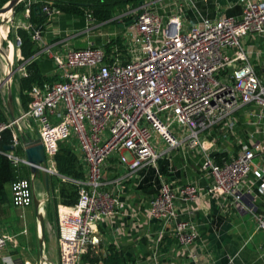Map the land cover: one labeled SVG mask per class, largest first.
Returning a JSON list of instances; mask_svg holds the SVG:
<instances>
[{
    "label": "built area",
    "instance_id": "built-area-1",
    "mask_svg": "<svg viewBox=\"0 0 264 264\" xmlns=\"http://www.w3.org/2000/svg\"><path fill=\"white\" fill-rule=\"evenodd\" d=\"M236 3L237 15H226L215 1V14L193 23L186 21L185 10L195 8L194 0H143L104 23L85 12L83 26L68 33L86 35L83 46L59 39L60 30L50 24L61 13L48 1L42 4L48 23L33 27L31 39L37 47L34 57L49 60L46 76L53 80L32 85L27 107L0 123V132L8 128L11 136L9 149L0 148V154L13 167L28 170L24 153L15 152L18 146L24 151L27 140L18 136V124L20 132L28 128L20 125L23 118L35 126L48 175L64 180L53 161L59 142L69 141L76 153L83 177L72 180L75 202L56 209L57 264H79L86 247L98 246L101 226L110 233L108 245L117 246L115 219L126 217L134 228L130 212L139 206L144 225H158L152 234L145 232L148 264H168L159 252L165 236L173 239L179 264H209L200 262L196 244L192 217L201 192L194 180L174 184L157 173V188L145 204L128 209L120 198L124 183L141 167H154L168 150L198 153V171L206 180L203 193L222 208L250 210L245 200L251 187L264 192V61L255 46L264 40V0ZM110 22L121 31L110 37L114 42L94 44L92 31ZM252 39L254 45H247ZM5 73H11L7 65ZM217 152L225 155L218 161ZM34 178L28 171L9 184L15 208L33 203ZM252 215L255 229L264 231V212ZM10 243L11 236L1 233V262L11 263L3 254Z\"/></svg>",
    "mask_w": 264,
    "mask_h": 264
},
{
    "label": "crops",
    "instance_id": "crops-1",
    "mask_svg": "<svg viewBox=\"0 0 264 264\" xmlns=\"http://www.w3.org/2000/svg\"><path fill=\"white\" fill-rule=\"evenodd\" d=\"M215 1L220 5V8H223L225 14L231 10H237L234 15L239 13L236 0H213V2L194 0L195 8L185 10L186 21L193 23L199 16L212 17L215 14ZM210 3L212 4L211 9L209 8ZM50 25H55L60 30L58 34L60 40H67L72 46L85 44L86 35L70 36L68 34L83 26L81 18L60 14ZM50 25L44 29L46 41L51 39L52 26ZM90 37L91 35L89 39ZM246 43L254 45L255 41L252 39ZM255 46L264 61V40L259 41ZM34 59L41 61L47 58L35 56ZM50 69L44 74H48ZM256 69L259 71L260 67L257 66ZM28 137L33 136L30 134ZM159 148L165 149L161 144ZM199 163L200 157L197 152L188 151L182 147L160 154L154 167L150 165L141 167L132 179L124 183L120 193V198L126 202L124 206L130 209L136 203L143 202L145 204V201L157 188V173L174 184L194 180L201 192V196L196 202L197 210L192 217L197 231L196 244H198V251L202 255L200 262L204 263L207 260L209 264H264V231L255 229L252 215L264 212V192L257 190L255 185L251 187L245 200L246 204L250 206V210L236 211L232 207L222 208L214 199L206 198L204 195L206 180L204 177H200ZM4 189L7 200L0 203V234L8 233L12 238V243L8 244L3 252L9 256L11 263H4L0 260V264H42L39 241L42 242V254L43 256L46 254L49 261L46 264H54L53 262H56L57 259L54 256V251H57L56 223H54L55 230H53L52 224L48 223L49 227L47 228L43 221L41 235L33 205L21 209L15 208L10 202L9 184H5ZM130 213L132 221L135 220V227L131 228L128 225L126 217L116 218L114 227L118 236L117 246L111 245L123 252L125 262L121 264H148L143 258L149 248L145 232L148 231L152 234L157 230L158 225L154 222L144 225L143 206H139L136 211L131 210ZM100 228L102 229L100 242L95 248L104 249L109 244L110 233L107 228L102 226ZM45 233L48 234V247L45 245ZM167 239L171 238L165 236L159 247L161 259L168 264H179L178 256L175 255L174 243H166Z\"/></svg>",
    "mask_w": 264,
    "mask_h": 264
},
{
    "label": "trees",
    "instance_id": "trees-1",
    "mask_svg": "<svg viewBox=\"0 0 264 264\" xmlns=\"http://www.w3.org/2000/svg\"><path fill=\"white\" fill-rule=\"evenodd\" d=\"M4 1L6 0H1V2ZM141 1L143 0H53L50 4L56 7L61 14L66 16H78L82 19L84 13L88 12L97 23H104L115 13H121L128 7H135ZM43 3L44 2L30 4L28 6V27H18L15 29V34L20 41L18 47L19 54L21 59L26 61L24 66L25 73L18 80L22 109L27 107L30 100L28 91L32 85H41L43 82H51L53 80V77L46 76V74L42 73L38 68L36 60L34 59V53L37 47L35 42L31 39L33 27L40 25L41 29H43V26L48 23V18L40 9ZM83 3L85 4L83 5ZM126 20L128 21V18ZM110 24L113 23L110 22ZM115 25L117 24L115 23ZM113 42V39L110 38V40L105 43L106 47H109ZM115 42L119 45V38L115 37ZM1 122H4V117L0 112V123ZM10 138V130L8 128L2 130L0 132V148L6 146ZM21 140H23V138ZM15 152L20 156L23 155V151L19 146L16 148ZM224 156L222 152L214 154V158L217 161ZM53 161L56 172L64 177V180L61 179L58 181L59 187L57 188L56 196H58L59 202L62 204H73L77 196V185L72 183V180L82 179L83 177L82 166L77 155L72 147L63 142H59L53 156ZM26 170L27 167L24 165L13 167L9 161L0 154V203L7 200L4 185L10 184L17 177H27L26 175L23 176ZM56 178L60 179L59 177ZM170 242H173V239H167L166 243ZM98 261L103 264H121L125 262V259L123 252L115 249L112 245H108L104 249L86 247L80 256L79 264H94Z\"/></svg>",
    "mask_w": 264,
    "mask_h": 264
},
{
    "label": "rangeland",
    "instance_id": "rangeland-1",
    "mask_svg": "<svg viewBox=\"0 0 264 264\" xmlns=\"http://www.w3.org/2000/svg\"><path fill=\"white\" fill-rule=\"evenodd\" d=\"M7 1L8 0L1 2L0 0V7H4ZM45 1L51 2L53 0H19L18 3L14 5L9 11L8 17L5 16L2 18L0 15V34H1L0 36V112L4 117V122H7L10 119V115L8 112L9 107L11 108V112L14 116L18 115L22 110H24L22 109V106L20 103L18 80L21 76L24 75V72H25L24 62L25 61L21 59V56L19 54V49H18L19 44L17 42V36L15 34V29L18 27H22V28L28 27L29 25L28 6L30 4L45 2ZM210 2H213V0H210ZM211 5L212 4L210 3L209 4L210 9H211ZM236 12L237 10H231V11H228L226 15H234ZM92 32L93 33L90 39L93 41V43L94 44H101V43L104 44L112 35H116V34L118 35L121 31L117 29L115 24H110V25H104L102 27L96 28ZM4 57H6V59L10 61L11 73L8 74V76L5 73L6 65H5ZM36 64L42 73L50 69V63H49V60L47 59H43L41 61L36 60ZM22 124L28 126L27 129H30V130L24 129L22 132H20V126L18 124L17 125L18 131H19L18 136L22 137L23 139L28 137L30 134L33 137H36V132L34 129L35 126L31 120L23 118L21 120L20 125ZM62 142L70 146L69 141L63 140L61 141V143ZM24 175L28 176V170H26V172L23 173V176ZM48 177L49 178H48V184H47L48 185L47 194L44 191L43 184L41 182L40 177L34 178L33 193L36 199H38V202H40V205L38 207V212L42 216L41 218L45 223V227L48 228L49 227L48 223H50L52 224L51 227L53 228V230H55L54 223H56V209L59 205L62 204L59 202L58 196H56L57 188L59 187L58 181L61 180V178L55 173L49 174ZM56 177H59L60 179H57ZM45 236H46L45 245L48 247V243H47L48 234L45 233ZM54 256L57 257L56 250L54 251ZM40 260L42 264H46V262L49 263L47 255L44 257V260L43 259H40ZM53 263L57 264V259H56V262H53Z\"/></svg>",
    "mask_w": 264,
    "mask_h": 264
},
{
    "label": "water",
    "instance_id": "water-1",
    "mask_svg": "<svg viewBox=\"0 0 264 264\" xmlns=\"http://www.w3.org/2000/svg\"><path fill=\"white\" fill-rule=\"evenodd\" d=\"M19 0H8L6 5L4 7H0V13L5 12L7 9L10 10L16 3H18ZM85 3H83L84 5ZM7 68L10 71V64L6 63ZM8 112L10 115V118L13 119L14 115L11 112V108H8ZM38 137H28L25 143L24 148V156L27 160L28 164V171L32 173L35 177H40L41 182L43 184V188L45 193L47 194L48 191V174L44 169L45 163H44V154L42 150V146L38 142ZM3 149H9V146H3ZM39 166H41V169H39ZM38 199L34 197L33 199V208L35 210V215L37 218V221L39 223L40 232L42 235V227H43V220L41 218V215L38 212ZM39 247H40V257L42 258V242L39 241Z\"/></svg>",
    "mask_w": 264,
    "mask_h": 264
},
{
    "label": "bare ground",
    "instance_id": "bare-ground-1",
    "mask_svg": "<svg viewBox=\"0 0 264 264\" xmlns=\"http://www.w3.org/2000/svg\"><path fill=\"white\" fill-rule=\"evenodd\" d=\"M8 9L3 13V14H1V17H5V16H7L8 17ZM3 23V22H2ZM7 26V25H6ZM7 28V27H6ZM5 29V28H4ZM0 36H1V34H0ZM8 60V59H7ZM9 61V60H8ZM2 73V72H1ZM3 83V82H2ZM6 83V82H5ZM40 200H42V199H40ZM42 209V208H41ZM42 212V211H41ZM42 217V216H41ZM43 238V237H42Z\"/></svg>",
    "mask_w": 264,
    "mask_h": 264
}]
</instances>
